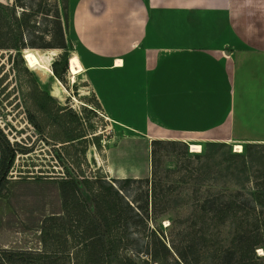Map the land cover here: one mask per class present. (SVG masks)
Masks as SVG:
<instances>
[{
  "label": "crops",
  "instance_id": "crops-1",
  "mask_svg": "<svg viewBox=\"0 0 264 264\" xmlns=\"http://www.w3.org/2000/svg\"><path fill=\"white\" fill-rule=\"evenodd\" d=\"M71 3L75 75L131 132L119 139L129 151L143 145L144 174L139 161H116L118 148L106 152L110 173L145 176L153 138L264 143V0Z\"/></svg>",
  "mask_w": 264,
  "mask_h": 264
},
{
  "label": "rangeland",
  "instance_id": "rangeland-1",
  "mask_svg": "<svg viewBox=\"0 0 264 264\" xmlns=\"http://www.w3.org/2000/svg\"><path fill=\"white\" fill-rule=\"evenodd\" d=\"M19 1L31 11L29 26L22 34L26 43L31 34L53 40L56 9L68 39V58L66 69L61 71L62 81L51 72V62L57 59L61 48L26 44L18 54L0 48V129L15 148L8 171L9 182L0 196V247L40 250L42 217L61 210L58 178L101 177L112 182L117 176L106 167V152L111 148L112 152L118 148L115 154L118 162L128 165L132 163L129 161H139L140 173L144 174V150L142 143L136 142L132 152L129 151L133 143L119 139L131 132L105 117L81 76L74 74V79H70L68 62L75 55L70 51L72 42L67 34L71 0ZM21 8L17 6L18 11ZM63 13H66V25L63 24ZM42 91L52 97L44 99L45 112L38 108V103L43 100ZM73 136L76 137L66 140ZM207 141L210 140H188V143L200 145L199 151H191L190 145L181 140H175V143L161 140L153 146L152 166L149 157L148 172L139 177H149V180L132 181L121 187L125 201L131 205L143 204L146 189L153 176L155 178V202L152 210L148 204L146 225L149 228H140L142 238H154L149 231L151 226L156 229L155 234L157 231L168 234L166 227L170 221L185 225L196 198L205 193L238 190L248 194L249 190L264 189V143L240 145L235 141L227 144ZM235 144L240 145V151L233 150ZM150 170L154 175L151 176ZM79 186L81 194L87 195L88 191ZM86 202L91 204L88 198ZM203 226L201 229L197 221L189 227L190 235L199 240L202 230L223 237L230 231L227 222L217 228ZM179 237L176 233L172 239ZM261 251V247L254 248L255 255L262 257ZM262 260L264 262V258Z\"/></svg>",
  "mask_w": 264,
  "mask_h": 264
},
{
  "label": "trees",
  "instance_id": "trees-1",
  "mask_svg": "<svg viewBox=\"0 0 264 264\" xmlns=\"http://www.w3.org/2000/svg\"><path fill=\"white\" fill-rule=\"evenodd\" d=\"M19 2L12 0L7 4L0 1V48L11 49L15 54L26 44L61 48L57 59L51 62V72L62 81L61 71L66 69L68 58V39L60 12L56 9L53 14V40L31 34L26 43L22 34L29 26L31 11ZM17 6L22 7L20 11ZM63 19L66 25V13H63ZM41 93L43 100L38 103V108L45 112L44 99L52 97L45 91ZM33 125L36 124L33 122ZM74 137H67L66 140ZM161 140L175 143V139H151V166L154 162L153 146ZM14 155V146L0 129V196L9 182L8 171ZM150 174L154 175L153 171L150 170ZM58 179L61 210L50 212L41 219L39 240L42 249L0 247V264H264V189L249 190L248 194L238 190L205 193L196 198L185 225L170 221L166 227L168 234L158 231L155 234L156 229L151 226L149 231L154 238H142L140 228H149L146 225L148 204L152 210L155 202L154 176L146 189V200L137 205L123 199L121 187L132 181L147 182L149 177H115L113 183L101 177H81L78 180L69 176ZM79 185L88 191L87 195L81 194ZM87 198L91 204L86 202ZM197 221L201 229L203 225H206L205 228H217L227 222L229 234L227 237L212 236L202 230L197 240L189 232V227ZM176 233L180 237L174 240L172 238ZM255 247H261L262 257L255 255Z\"/></svg>",
  "mask_w": 264,
  "mask_h": 264
},
{
  "label": "bare ground",
  "instance_id": "bare-ground-1",
  "mask_svg": "<svg viewBox=\"0 0 264 264\" xmlns=\"http://www.w3.org/2000/svg\"><path fill=\"white\" fill-rule=\"evenodd\" d=\"M22 53H23V50H22ZM69 71H70V79L73 80L74 74L81 71V65L78 62V60H72L71 62H69ZM189 145H190L191 151H199L200 150L199 144L189 143ZM234 147L239 149L240 145L235 144Z\"/></svg>",
  "mask_w": 264,
  "mask_h": 264
},
{
  "label": "built area",
  "instance_id": "built-area-1",
  "mask_svg": "<svg viewBox=\"0 0 264 264\" xmlns=\"http://www.w3.org/2000/svg\"><path fill=\"white\" fill-rule=\"evenodd\" d=\"M233 150H235V151H240V147H239V149H238V148H235V147H233Z\"/></svg>",
  "mask_w": 264,
  "mask_h": 264
}]
</instances>
